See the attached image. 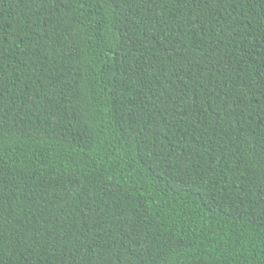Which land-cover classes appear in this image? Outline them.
Wrapping results in <instances>:
<instances>
[{
  "label": "trees",
  "instance_id": "obj_1",
  "mask_svg": "<svg viewBox=\"0 0 264 264\" xmlns=\"http://www.w3.org/2000/svg\"><path fill=\"white\" fill-rule=\"evenodd\" d=\"M0 264H264V0H0Z\"/></svg>",
  "mask_w": 264,
  "mask_h": 264
}]
</instances>
